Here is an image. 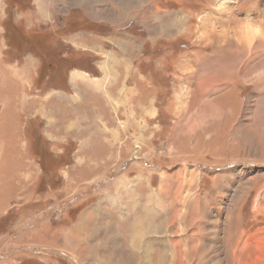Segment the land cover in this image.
Here are the masks:
<instances>
[{
    "label": "rangeland",
    "instance_id": "rangeland-1",
    "mask_svg": "<svg viewBox=\"0 0 264 264\" xmlns=\"http://www.w3.org/2000/svg\"><path fill=\"white\" fill-rule=\"evenodd\" d=\"M131 1L0 0V264H264V0Z\"/></svg>",
    "mask_w": 264,
    "mask_h": 264
},
{
    "label": "bare ground",
    "instance_id": "bare-ground-1",
    "mask_svg": "<svg viewBox=\"0 0 264 264\" xmlns=\"http://www.w3.org/2000/svg\"><path fill=\"white\" fill-rule=\"evenodd\" d=\"M132 1L131 0H127V4L130 6V3H131ZM124 5H125V3H123V7H124ZM218 8H219V10H220V8L223 10L222 12H224L225 11V9L227 10L228 9V6L226 5V0H219V2H218ZM222 14V13H221ZM209 20H211V19H206L204 22H203V25H205V24H208V22H209ZM240 21V20H239ZM178 21L177 20H175V21H173V22H171L170 24H168V26L167 27H177L178 25H176V23H177ZM241 22V21H240ZM235 23V22H234ZM233 23V24H234ZM213 24V23H212ZM212 24L209 26V28L212 26ZM223 24V23H222ZM232 24V23H231ZM235 24H237V23H235ZM238 34H237V37H238V41H240L241 43H238L237 42V39H236V43H238V44H244V45H252L251 43H252V41H253V39H255V37H257L256 35H258V33H260L261 32V30H264V24H262V23H259V25H257L256 23H251V22H249V21H247V20H245V19H243L242 20V23L240 24L239 22H238ZM232 26V25H231ZM204 27V26H203ZM166 29V28H165ZM203 29V28H202ZM216 29V27H214L213 28V31ZM219 29V28H218ZM228 29H229V27L228 28H226V29H224V30H221V28L219 29V31H218V33L219 34H224V33H227V32H229L228 31ZM205 30V29H204ZM261 34V33H260ZM165 35V34H164ZM204 35V34H203ZM227 36L226 37H229V33H227L226 34ZM264 37V36H263ZM262 37V38H263ZM259 38V37H258ZM264 41V40H263ZM264 44V43H263ZM261 45V44H260ZM248 47H250V46H248ZM247 47V48H248ZM245 48V47H244ZM243 48V49H244ZM257 48H259V46L257 47ZM242 49V48H241ZM254 49V48H253ZM256 53H257V51H256ZM252 56V55H251ZM223 69V68H222ZM250 70V69H249ZM252 71V70H251ZM264 72V64H263V66H262V69H261V71H258V73L257 74H262ZM264 74V73H263ZM255 76V75H254ZM263 76V75H262ZM256 77V76H255ZM255 77H254V79H255ZM252 78V77H251ZM143 219H144V217H143ZM144 224L141 222V221H136V223H134V229H135V235H134V237H133V239H132V243L133 244H135V245H137L138 244V242L140 241V238H139V236L140 235H144L145 233H147V232H145L146 230H147V228H145L144 226H143ZM139 235V236H138ZM141 240H143V239H141ZM146 240V239H145ZM144 243V242H143ZM149 243V242H148ZM146 244V243H145ZM131 245V244H130ZM114 248V247H113ZM51 253V252H50ZM141 253V252H140ZM139 253V254H140ZM142 257V256H141Z\"/></svg>",
    "mask_w": 264,
    "mask_h": 264
},
{
    "label": "crops",
    "instance_id": "crops-1",
    "mask_svg": "<svg viewBox=\"0 0 264 264\" xmlns=\"http://www.w3.org/2000/svg\"><path fill=\"white\" fill-rule=\"evenodd\" d=\"M79 10V9H78ZM79 12H80V10H79ZM87 21H89V20H87ZM90 22V21H89ZM120 221V220H119ZM64 233H67V237H66V239L69 237V236H71V234H70V232H68V230H63V232H61L60 231V236H62V238H64ZM120 234H121V232L119 231V236H120ZM125 234V232L123 233V235ZM124 237H125V235H124ZM66 239L64 238V240L66 241ZM62 248V247H61ZM64 249H67V248H65L64 247ZM60 255L61 256H63L64 258H70L71 256L72 257H75V258H77L78 256H77V254H76V252L74 251V250H67V252H65V253H60ZM110 255V254H109ZM109 257V256H108ZM73 259V258H72ZM78 259V258H77ZM76 259V260H77ZM74 261V260H73ZM110 262L112 261V260H109Z\"/></svg>",
    "mask_w": 264,
    "mask_h": 264
},
{
    "label": "trees",
    "instance_id": "trees-1",
    "mask_svg": "<svg viewBox=\"0 0 264 264\" xmlns=\"http://www.w3.org/2000/svg\"><path fill=\"white\" fill-rule=\"evenodd\" d=\"M16 1V0H15ZM72 21H74V20H72V19H70V18H66V19H64V26H63V29H68V28H72V27H83V28H88V27H86L85 25L87 24V22L86 21H82L81 23L80 22H77V23H74V26H72ZM50 54V53H49Z\"/></svg>",
    "mask_w": 264,
    "mask_h": 264
}]
</instances>
